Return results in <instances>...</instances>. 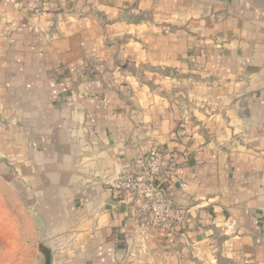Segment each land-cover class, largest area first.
Returning <instances> with one entry per match:
<instances>
[{"label": "crops", "instance_id": "1", "mask_svg": "<svg viewBox=\"0 0 264 264\" xmlns=\"http://www.w3.org/2000/svg\"><path fill=\"white\" fill-rule=\"evenodd\" d=\"M40 10L0 0V181L44 263L264 264V0ZM154 147L178 163L172 231L112 186Z\"/></svg>", "mask_w": 264, "mask_h": 264}, {"label": "built area", "instance_id": "2", "mask_svg": "<svg viewBox=\"0 0 264 264\" xmlns=\"http://www.w3.org/2000/svg\"><path fill=\"white\" fill-rule=\"evenodd\" d=\"M36 13H40L41 0H24ZM141 173L124 171L112 184L125 200L141 228L172 231L184 221L186 210L177 206L167 195L159 177L173 173L177 160L157 148H152L143 160Z\"/></svg>", "mask_w": 264, "mask_h": 264}, {"label": "rangeland", "instance_id": "3", "mask_svg": "<svg viewBox=\"0 0 264 264\" xmlns=\"http://www.w3.org/2000/svg\"><path fill=\"white\" fill-rule=\"evenodd\" d=\"M30 228L29 208L0 181V264H45Z\"/></svg>", "mask_w": 264, "mask_h": 264}, {"label": "water", "instance_id": "4", "mask_svg": "<svg viewBox=\"0 0 264 264\" xmlns=\"http://www.w3.org/2000/svg\"><path fill=\"white\" fill-rule=\"evenodd\" d=\"M39 250L48 255L47 249L44 246H39Z\"/></svg>", "mask_w": 264, "mask_h": 264}]
</instances>
